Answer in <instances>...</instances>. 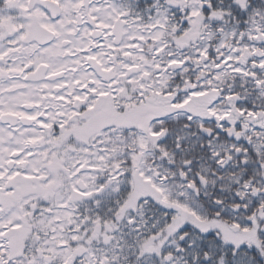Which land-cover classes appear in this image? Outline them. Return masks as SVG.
<instances>
[{"label": "snow or ice", "instance_id": "snow-or-ice-1", "mask_svg": "<svg viewBox=\"0 0 264 264\" xmlns=\"http://www.w3.org/2000/svg\"><path fill=\"white\" fill-rule=\"evenodd\" d=\"M0 264H264V0H0Z\"/></svg>", "mask_w": 264, "mask_h": 264}]
</instances>
